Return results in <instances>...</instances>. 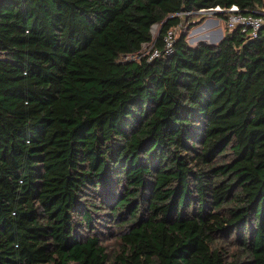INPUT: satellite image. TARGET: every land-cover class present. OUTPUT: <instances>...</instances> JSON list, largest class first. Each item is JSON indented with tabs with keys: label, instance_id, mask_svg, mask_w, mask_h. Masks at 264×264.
<instances>
[{
	"label": "trees",
	"instance_id": "1",
	"mask_svg": "<svg viewBox=\"0 0 264 264\" xmlns=\"http://www.w3.org/2000/svg\"><path fill=\"white\" fill-rule=\"evenodd\" d=\"M232 4L0 0V264H264V26L139 56Z\"/></svg>",
	"mask_w": 264,
	"mask_h": 264
},
{
	"label": "built area",
	"instance_id": "2",
	"mask_svg": "<svg viewBox=\"0 0 264 264\" xmlns=\"http://www.w3.org/2000/svg\"><path fill=\"white\" fill-rule=\"evenodd\" d=\"M197 13L200 15H209L216 17L220 22L224 20L225 25L228 29H239L242 33L247 34L249 37H255L260 28L264 26V12L260 13H247L242 11L238 5L232 4L229 7H221L219 5L215 7H206L193 10L189 13ZM224 12L225 17L220 16V13ZM176 37V31L174 28L169 29L162 38V47L155 46V41L152 40L144 45L148 46V49L140 52L139 56H147L148 59L163 55L171 54L174 49V40ZM143 45V48L145 47ZM142 48V49H143ZM125 59L128 55L123 56ZM132 57V56H131Z\"/></svg>",
	"mask_w": 264,
	"mask_h": 264
},
{
	"label": "rangeland",
	"instance_id": "3",
	"mask_svg": "<svg viewBox=\"0 0 264 264\" xmlns=\"http://www.w3.org/2000/svg\"><path fill=\"white\" fill-rule=\"evenodd\" d=\"M192 15L189 14V16L184 15L182 18V21L180 24H178L177 26L174 27L175 31H176V36H178L181 32H185L186 33V39L187 42L190 45H197L199 43H210V39L214 41H216L217 38H219L221 36V34L219 33L218 36H216L215 38L210 37V33H212V31H216L218 29H216L217 27H212L210 25H208V23L206 22V20L208 18H212L209 15H200L197 13H191ZM216 18H218V15L216 16ZM219 28L222 30L224 35V32L227 30V27L225 25L224 20L220 21L219 24ZM160 27L161 24L157 23L155 25L152 26L151 31H152V40H155L156 37L159 34L160 31ZM213 41V42H214ZM145 47L141 50L145 51L148 49L147 45H144ZM106 230L104 229L103 232H105ZM105 243L108 244L109 248L112 247V243L111 241H106Z\"/></svg>",
	"mask_w": 264,
	"mask_h": 264
},
{
	"label": "crops",
	"instance_id": "4",
	"mask_svg": "<svg viewBox=\"0 0 264 264\" xmlns=\"http://www.w3.org/2000/svg\"><path fill=\"white\" fill-rule=\"evenodd\" d=\"M206 22L208 23V25H210V26H212V27H217L216 29H218V30H216V31H212V33H210V37H212V38H215L216 36H218L219 35V33L220 34H223V32H222V30L219 28V24H220V22L217 20V18L216 17H212V18H208L207 20H206ZM219 33H218V32ZM223 36V35H222ZM221 37V36H220ZM219 40V38H217V40L216 41H214V42H217ZM213 42V41H212Z\"/></svg>",
	"mask_w": 264,
	"mask_h": 264
},
{
	"label": "water",
	"instance_id": "5",
	"mask_svg": "<svg viewBox=\"0 0 264 264\" xmlns=\"http://www.w3.org/2000/svg\"><path fill=\"white\" fill-rule=\"evenodd\" d=\"M222 37L223 36H221L217 42H219L222 39ZM217 42H211V43H207V44H216Z\"/></svg>",
	"mask_w": 264,
	"mask_h": 264
},
{
	"label": "bare ground",
	"instance_id": "6",
	"mask_svg": "<svg viewBox=\"0 0 264 264\" xmlns=\"http://www.w3.org/2000/svg\"><path fill=\"white\" fill-rule=\"evenodd\" d=\"M221 36H222V34H221ZM219 38H220V37H219ZM216 40H217V39H216ZM210 41L212 42V41H214V39H213V40L210 39ZM211 42H210V43H211Z\"/></svg>",
	"mask_w": 264,
	"mask_h": 264
}]
</instances>
